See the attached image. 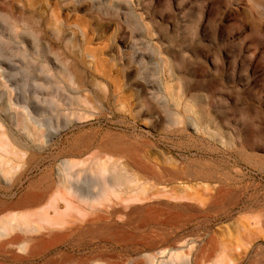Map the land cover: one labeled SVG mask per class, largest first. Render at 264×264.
<instances>
[{"label":"rangeland","instance_id":"1","mask_svg":"<svg viewBox=\"0 0 264 264\" xmlns=\"http://www.w3.org/2000/svg\"><path fill=\"white\" fill-rule=\"evenodd\" d=\"M0 264H264V0H0Z\"/></svg>","mask_w":264,"mask_h":264}]
</instances>
